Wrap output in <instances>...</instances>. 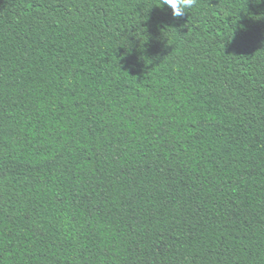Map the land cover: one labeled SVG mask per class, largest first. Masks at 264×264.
Segmentation results:
<instances>
[{
    "label": "trees",
    "instance_id": "trees-1",
    "mask_svg": "<svg viewBox=\"0 0 264 264\" xmlns=\"http://www.w3.org/2000/svg\"><path fill=\"white\" fill-rule=\"evenodd\" d=\"M0 264H264V0H0Z\"/></svg>",
    "mask_w": 264,
    "mask_h": 264
},
{
    "label": "clouds",
    "instance_id": "clouds-1",
    "mask_svg": "<svg viewBox=\"0 0 264 264\" xmlns=\"http://www.w3.org/2000/svg\"><path fill=\"white\" fill-rule=\"evenodd\" d=\"M161 7L167 5L172 10L174 18L182 17L187 10L196 6L197 0H160Z\"/></svg>",
    "mask_w": 264,
    "mask_h": 264
}]
</instances>
